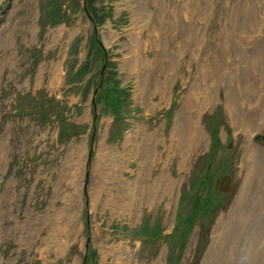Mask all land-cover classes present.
Wrapping results in <instances>:
<instances>
[{"label": "rangeland", "instance_id": "1", "mask_svg": "<svg viewBox=\"0 0 264 264\" xmlns=\"http://www.w3.org/2000/svg\"><path fill=\"white\" fill-rule=\"evenodd\" d=\"M48 1L0 0V264H264V155L240 166L248 134L264 146V0H57L60 23ZM151 25L168 28L159 36ZM135 30L148 59L137 70ZM157 84L171 90L166 102ZM189 92L205 101L206 140L182 168L178 148L143 136L157 130L169 145ZM257 106L255 125L246 110ZM145 145L153 161L137 153ZM161 171L176 180L171 197L156 183ZM225 174L230 191L214 192ZM123 180L138 187L131 206L115 195ZM195 207L197 221L178 222Z\"/></svg>", "mask_w": 264, "mask_h": 264}, {"label": "bare ground", "instance_id": "2", "mask_svg": "<svg viewBox=\"0 0 264 264\" xmlns=\"http://www.w3.org/2000/svg\"><path fill=\"white\" fill-rule=\"evenodd\" d=\"M152 24H153V22H152ZM163 27H167V26H162V25L156 26L155 25V26H152V29L157 28V32H158L159 36H161V35L165 34V32L162 33ZM131 36H132V41L136 44V46H135L136 50L133 52V56H132V60L130 61V65L137 70L138 66L141 63H142V65H141L142 67L144 65H147L148 61H146L147 62L146 63L145 60H148V59L147 58L143 59V57H142V53H141L142 45H141V43L143 40H141V38H140V32L138 30H135L134 32H132ZM182 48H180V49H182ZM167 50H168V48H167ZM179 50H178L179 53H181L183 51V50L182 51L181 50L179 51ZM178 52H176V53H178ZM171 53L173 54V51ZM162 55L167 57L166 56L167 55L166 50H163ZM142 59H143V62H141ZM175 61H176V59H175ZM173 62H174V60H173ZM173 62H171V63H173ZM165 66H167V65H165ZM167 68L168 67H166V69ZM170 71H172V69ZM54 72H55V77H54L55 79L56 78L58 79L61 77L62 72L58 67L56 68V71H54ZM165 82H167V80H165V79L158 81V83H165ZM167 86H168L167 84L165 85V87H162L161 85L157 84V87H155L157 90L160 91L161 99H162V101H165V102H166V99L168 100L167 95L171 93V90H169V87H167ZM141 87H142V82H139V86L137 89H139L140 92H142ZM249 94L253 97L252 93H249ZM150 104H151L150 107H155V105H153V103H150ZM258 104H260V103H258ZM205 105H206L205 101L201 100L200 96H198V94L196 95L195 93H190V92L186 95L184 94L183 99L181 101V107H180V109H178V111L176 113V118L173 122L172 127L170 128L169 145H167V138L165 137V135H159L157 130H155V132L154 131L153 132H144V136H143L145 138L144 140H146L150 145L151 144L155 145L159 141L163 144L165 143V146H166L165 148L168 151H172V150L175 151V149L178 148L177 149L178 153H179L178 156L180 158L179 160L181 161L180 166L182 168H185L186 164L189 162V159L191 158V153L196 148L201 147L205 143V140H206V138H204L206 136V132H205V129L203 128L204 126L202 124V120L200 117L202 115L204 108H205ZM192 111H194L195 114H192ZM246 113L248 115L247 116L248 119L252 118V120L254 121L255 117L259 113L258 106L248 108L246 110ZM254 124L256 125L257 122L254 121ZM246 127H247V125H246ZM254 130L256 131V129H254ZM258 130H260V129H258ZM247 133H248V131H247ZM248 135L244 139V143L242 146V147H244L243 148L244 149V155L242 156L243 158H241L242 163L240 166L242 168L243 167H250V168L254 169L252 164L258 163V161L261 159V157H263L264 146L255 143L254 140H251L252 137L250 138V136H248ZM125 142H126L127 146L129 144L133 143V145L135 147H137V145H136L137 141H136L135 137L132 138L131 136H128ZM146 145H145V148L142 149L140 152H137L138 150L136 152L139 153L144 158V160L146 159V161H147V159H149V160L153 161L155 159V155L157 152L156 148H152V150H150L149 147ZM85 149H87L86 146H85ZM106 152H107V150H106L105 146H103L98 151L97 159L95 161V164H93L96 172H98L99 169L101 168L100 166L102 165L103 161L107 157L109 158V155L107 156L108 153H106ZM140 155H138V156L142 159V157ZM112 158H113V156H112ZM119 166H121V165H119ZM111 167H112V165H111ZM161 172L162 173L159 177V180L156 183L159 186V189L162 190V193H166V194H168L169 197H171L170 191L176 185V182H175L176 180L167 172H163V171H161ZM114 173L116 174L117 170ZM115 178H117V177L115 176ZM122 184H124V190L125 191L118 192L115 195H117V197H120L121 199H125L124 201L126 202V205L131 206V204H133V202L136 200V197H137L136 196V191L138 188L137 184L133 185V184L126 182L125 180L122 181ZM77 194L79 197L81 196L80 192H78V190H77ZM91 195H92V199L95 201L96 189H95V186H93V185L91 188ZM107 195H109L110 201L112 203H114L115 207H117L118 205H121V203H120L121 199H118V198L115 199L116 196L111 191ZM69 216H70L71 220H74L76 218V210L72 209V212L69 214ZM72 222L76 223L75 221H72ZM57 227L58 228L56 229V232H57L58 238L60 240V241L58 240V245H60L61 242L64 241L63 240L64 239V227L60 228L58 225H57ZM120 247H122V245H119V248ZM104 253L106 254L107 250H104Z\"/></svg>", "mask_w": 264, "mask_h": 264}, {"label": "trees", "instance_id": "3", "mask_svg": "<svg viewBox=\"0 0 264 264\" xmlns=\"http://www.w3.org/2000/svg\"><path fill=\"white\" fill-rule=\"evenodd\" d=\"M47 5L50 6V16L53 18V21L58 23L61 22L65 16V12H63L61 4L57 2V0H50L47 2ZM102 97V96H101ZM66 130V127L64 128ZM64 134V130L62 129L61 135ZM92 264V263H86Z\"/></svg>", "mask_w": 264, "mask_h": 264}, {"label": "water", "instance_id": "4", "mask_svg": "<svg viewBox=\"0 0 264 264\" xmlns=\"http://www.w3.org/2000/svg\"><path fill=\"white\" fill-rule=\"evenodd\" d=\"M223 179H224V182L222 185V190H226V189H228L230 179L228 177H225Z\"/></svg>", "mask_w": 264, "mask_h": 264}]
</instances>
